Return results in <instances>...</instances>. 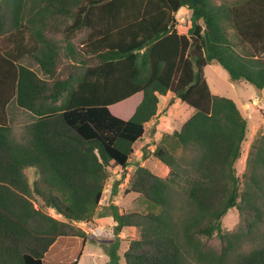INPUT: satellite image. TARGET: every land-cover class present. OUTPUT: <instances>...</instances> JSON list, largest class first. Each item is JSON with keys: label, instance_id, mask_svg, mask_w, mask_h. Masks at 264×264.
<instances>
[{"label": "trees", "instance_id": "obj_1", "mask_svg": "<svg viewBox=\"0 0 264 264\" xmlns=\"http://www.w3.org/2000/svg\"><path fill=\"white\" fill-rule=\"evenodd\" d=\"M211 64L264 90V0H0V264H47L59 238L86 242L79 224H93L111 167L127 169L168 94L192 113L152 152L173 177L143 165L130 175L126 193L147 209L112 206L117 231L139 232L126 264H193L190 252L198 264H228L264 222V130L251 140L239 104L213 93ZM13 100L38 118L24 142L11 136ZM189 176L191 213L182 220L177 178ZM233 208L239 221L227 229ZM234 264H264V244Z\"/></svg>", "mask_w": 264, "mask_h": 264}, {"label": "rangeland", "instance_id": "obj_2", "mask_svg": "<svg viewBox=\"0 0 264 264\" xmlns=\"http://www.w3.org/2000/svg\"><path fill=\"white\" fill-rule=\"evenodd\" d=\"M216 4L233 3L238 0H214ZM187 16L190 18L186 12ZM180 16V15H179ZM182 15L179 17V19ZM189 18L188 19L189 22ZM185 20V21H186ZM191 23L183 22L180 26L182 31H188ZM23 64L34 68L41 76L44 77L39 65L31 57L23 60ZM207 80L211 86L214 94L226 96L236 101L242 108L244 114L248 116L251 121V140L259 129L264 130V90L259 91L254 85L245 82H232L229 74L219 64H211L205 69ZM257 98V103L254 100ZM259 98V99H258ZM136 99H133L128 106L132 107ZM249 104L246 105L245 104ZM251 105V106H250ZM133 109V108H132ZM192 113V109L182 104L179 99L174 98L172 94L161 97L158 115L147 124V135L135 145V155L131 159L130 165L127 169L120 166L111 167V179L106 185L104 196L101 201L99 212L93 224L87 225L80 223L79 225L86 229L90 235L87 243H89L84 250L85 256L83 264H93V261L99 264H106V261L111 260V251L118 250L123 254L128 248V240L139 237V232L135 228H128L123 230L122 237L118 235L117 222L111 216L112 206L117 205L121 211L130 210H146L147 206L143 198L139 194H127L126 189L129 186L130 175L135 171L138 165L149 167L157 175L168 178L173 177L171 169L158 159L153 158L152 152L155 149V142L160 138L162 132H173L179 130L182 124L187 120ZM9 119L12 127V137L18 142H24L28 138V126L35 122L38 118L31 112L21 108L16 100H13L9 105ZM250 142L247 143L243 158L239 163V170L242 172L246 165V158ZM193 177L177 178L180 182L177 189V209L176 215L182 220L189 217L191 213L190 200L188 198V191L193 181ZM119 181L118 192L113 193L114 185ZM35 206L37 208L43 207L40 200H36ZM264 205V203H263ZM48 212L53 216L60 218V215L55 213L53 209ZM102 213L108 215L102 216ZM239 221L238 211L231 209L224 219V227L233 229ZM92 227L93 232L89 229ZM123 239V240H122ZM75 240V239H71ZM80 243L82 240H77ZM264 244V222L260 225L256 235L247 240L240 249L233 252L228 264H234L236 260L242 255L251 251L253 248ZM74 245V242L70 244ZM81 245V244H80ZM80 252V251H79ZM92 254H95L92 256ZM101 254L103 258H101ZM188 260L193 264H198L194 254L190 252L187 254ZM76 255L72 258L74 261ZM71 260V261H72ZM104 261V262H103Z\"/></svg>", "mask_w": 264, "mask_h": 264}, {"label": "crops", "instance_id": "obj_3", "mask_svg": "<svg viewBox=\"0 0 264 264\" xmlns=\"http://www.w3.org/2000/svg\"><path fill=\"white\" fill-rule=\"evenodd\" d=\"M186 12L190 15L191 13L186 9L183 8L179 14H178V19L179 17L182 15V17L179 19L180 21V25H179V30L181 33H187L191 27V24L189 26L188 31H182L180 29V26L183 22L185 23H191L188 22V19L186 20V18H189L186 14ZM180 15V16H179ZM191 16V15H190ZM186 20V21H185ZM261 91V90H259ZM263 91V90H262ZM163 97V96H162ZM264 97V95H263ZM259 99V98H258ZM161 101V98H160ZM257 98L254 100V104L257 103ZM245 104V103H244ZM160 105V104H159ZM249 105L248 103L245 104ZM251 106V105H250ZM147 126H146V135H147ZM156 147V145L154 146ZM154 150V148H153ZM103 219V218H102ZM102 219H96V222L99 223V220ZM114 219V218H113ZM118 225V224H117ZM133 228V227H132ZM89 229L93 232L92 227H89ZM86 230V229H85ZM87 232V231H86ZM119 232V236L120 238L123 236L122 235V231H118ZM89 234V233H88ZM71 239H75V240H71ZM88 239H90V236L86 239V242L83 241L82 238H78V237H62L59 238L51 247L49 253L47 254V264H71L73 263L75 260L78 261V264H83V258L85 256L84 250L86 249L87 245L89 243H87ZM77 240H82V242L80 243ZM123 240V239H122ZM74 242V245L71 246L70 244ZM81 244V245H80ZM80 251V252H79ZM126 251L123 252V254L119 253L118 250L113 249L111 251V260L110 261H106V264H126V260H125V254ZM76 255V259L73 261L72 258ZM95 254H92V256ZM101 258H103V255L101 254ZM72 260V261H71ZM104 262V261H103ZM86 264V263H85ZM93 264H99L93 261Z\"/></svg>", "mask_w": 264, "mask_h": 264}, {"label": "water", "instance_id": "obj_4", "mask_svg": "<svg viewBox=\"0 0 264 264\" xmlns=\"http://www.w3.org/2000/svg\"><path fill=\"white\" fill-rule=\"evenodd\" d=\"M190 38H191V40H192V45H191V47H192V49H193V48L196 47V44H197L198 39H197V37H195V36H191Z\"/></svg>", "mask_w": 264, "mask_h": 264}]
</instances>
